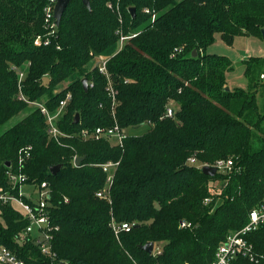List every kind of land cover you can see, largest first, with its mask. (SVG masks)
Segmentation results:
<instances>
[{
	"label": "trees",
	"instance_id": "16d2710c",
	"mask_svg": "<svg viewBox=\"0 0 264 264\" xmlns=\"http://www.w3.org/2000/svg\"><path fill=\"white\" fill-rule=\"evenodd\" d=\"M47 4L0 0V126L26 112L0 136V187L18 195L7 171L16 170L19 152L31 147L22 173L30 185H49L57 264L210 263L219 244L264 202V104H258L264 58L243 61L247 88L226 90L233 62L207 49L216 34L228 44L239 36L261 38L264 0H90V10L83 0H71L49 45L36 46L35 38L47 33ZM120 28L124 36H136L117 52ZM100 57L109 59L114 105L107 75L96 66ZM19 70L25 72V98L51 113L71 94L57 121L68 137L51 138L45 115L19 98ZM115 121L126 130L150 127L127 135L123 146L82 137L83 130ZM76 157L85 158L79 166ZM190 158L196 164L231 158L234 166L210 176ZM109 161L119 163L112 184L101 167ZM217 183L224 185L219 193ZM102 191L108 198L97 196ZM112 219L132 229L117 239ZM182 221L190 227L182 228ZM28 225L18 207L0 200V246L26 264H50L33 240L20 242ZM248 238L264 253V225ZM148 242L162 244L160 254L142 250Z\"/></svg>",
	"mask_w": 264,
	"mask_h": 264
},
{
	"label": "built area",
	"instance_id": "2783aa9c",
	"mask_svg": "<svg viewBox=\"0 0 264 264\" xmlns=\"http://www.w3.org/2000/svg\"><path fill=\"white\" fill-rule=\"evenodd\" d=\"M58 0H48V4L45 8V29L47 30L46 35L37 36L34 40L36 46L49 45L50 37L53 36L56 32L57 23L55 19V6ZM109 8L114 10L112 4H108ZM119 7V6H117ZM118 14H120L119 8H116ZM146 13L150 11L145 10ZM120 23L123 24V18H120ZM117 33L120 35L119 48L117 52L122 50L126 41L130 38L135 37L136 34L132 36H124L122 28H120ZM108 58L100 57L97 61L96 66L99 68L100 72L107 75L108 86L107 90L110 97L112 98L113 105L116 102L117 91L113 88L109 75L107 73L106 64ZM15 68V67H14ZM19 80V98L21 100L29 102L31 105L37 106L43 115H45L48 124V132L51 138L56 141H59L62 137H68L67 134L62 132L58 126L57 121L60 116L63 114L64 109L68 102L71 100L72 96L70 93H67L64 100L60 102V106L55 113H51L47 106L42 102H30L28 101L22 92L23 80L25 77V72L23 70L18 71ZM261 78H264V75H261ZM174 110L172 107H168L166 116L172 117ZM114 115V112H113ZM126 129L122 128L117 121L111 127H99L93 131H82V137L84 138H95L97 140L106 138L115 140V143L119 146H123L124 140L127 138ZM31 147H26L19 152L16 170H8L7 176L9 178L10 187L12 191L18 190V195H15L11 191H4L0 187V200L5 203H10L18 207L24 214V216L29 220V225L21 234L20 242L30 238L33 240L41 249L43 255L51 260L50 264H57L58 257L57 254L53 251L52 232L57 230L52 224V219L50 216L49 207L51 206V191L49 185L46 182H43L39 187L36 185H30L27 183L28 177L22 173L25 162L31 157ZM77 158V157H76ZM75 158V159H76ZM189 163L196 164L197 160L195 158H190ZM118 162L109 161L101 165L104 172L108 174L107 182L112 184L114 178V171L118 167ZM197 168L202 170L206 165L213 166L217 169V172H230L233 169L234 161L233 159H220L217 160L214 164H196ZM31 186L35 188V191H31L28 195H25L23 187ZM37 188V189H36ZM217 193V192H216ZM213 191V194H216ZM109 194V192H108ZM99 198H108L107 192L102 191L97 193ZM24 198L29 199L32 204L27 203ZM211 201L210 198L205 199L204 203L208 204ZM67 202V201H66ZM264 225V202L259 204L258 207L254 208L250 212L249 222L241 229L231 232L225 240H223L215 253L213 261L208 264H241L242 261H249L253 264H264V253L257 251L253 242L249 240V236L252 232L257 231L260 227ZM110 226L117 237L122 232H130L132 225L126 222H117L115 219H112ZM182 228L190 227V223L186 221L181 222ZM160 252L158 248L154 247L153 255H158ZM0 264H26L25 261L19 259L12 251H10L5 246H0ZM63 264H70L65 262Z\"/></svg>",
	"mask_w": 264,
	"mask_h": 264
},
{
	"label": "rangeland",
	"instance_id": "374dc122",
	"mask_svg": "<svg viewBox=\"0 0 264 264\" xmlns=\"http://www.w3.org/2000/svg\"><path fill=\"white\" fill-rule=\"evenodd\" d=\"M207 53L217 56H227L233 62V69L227 74L228 78V87L230 89L233 88H247L249 79L245 75V67L243 64L244 60L250 56H262L264 58V39L256 36H239L236 37L232 44H228L219 34H216L215 43L208 47ZM242 57H244L242 59ZM264 72V68L262 69ZM67 85V84H66ZM259 106L262 107L264 104V98L259 96ZM26 115V112H23L14 118H12L5 125L0 126V136L1 134L14 126L16 123L21 121ZM150 125L144 124L138 128L128 129L126 130L127 135H142L148 131ZM115 142V140H113ZM224 185L222 183H217L216 188L218 193L221 192ZM37 189V188H36ZM25 195H28L30 191H35V188H31L28 186L23 187ZM218 203L221 202V199H218ZM156 248H162V244H156Z\"/></svg>",
	"mask_w": 264,
	"mask_h": 264
},
{
	"label": "water",
	"instance_id": "95a60500",
	"mask_svg": "<svg viewBox=\"0 0 264 264\" xmlns=\"http://www.w3.org/2000/svg\"><path fill=\"white\" fill-rule=\"evenodd\" d=\"M71 0H58L55 6V19H56V23L59 26L61 23V20L63 18L64 12L66 10V8L68 7V5L70 4ZM83 3L85 4V6L90 10L91 9V5H90V0H83ZM130 12L132 13L133 16H135L136 13V9L135 8H131ZM262 38L264 39V29H262ZM193 56H197V52L196 50H194L193 52ZM49 78L45 77L44 78V85H48L49 83ZM83 87L85 90H87L88 88V81L87 79H83ZM226 90H230L229 87H226ZM80 119L79 114H76L75 119H74V123H78ZM84 157H77L74 161L75 166H79V164L84 160ZM8 167H10V165H8ZM61 169V166H53L51 167V173L52 174H56L59 170ZM202 171L204 174L206 175H210V176H214L217 173V169L213 166H209L206 165L202 168ZM142 250H144L146 253H148L149 255H153V251H154V247L155 244L154 242H148L144 245L140 246Z\"/></svg>",
	"mask_w": 264,
	"mask_h": 264
},
{
	"label": "crops",
	"instance_id": "0c3cea01",
	"mask_svg": "<svg viewBox=\"0 0 264 264\" xmlns=\"http://www.w3.org/2000/svg\"><path fill=\"white\" fill-rule=\"evenodd\" d=\"M250 57H252V56H250ZM253 57H256V56H253ZM260 57H262V56H260ZM244 57H242V59H243ZM249 58V57H248ZM248 58H246V59H248ZM28 187H31V186H28ZM31 192V191H30Z\"/></svg>",
	"mask_w": 264,
	"mask_h": 264
}]
</instances>
